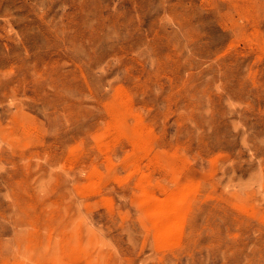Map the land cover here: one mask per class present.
Masks as SVG:
<instances>
[{"label":"rangeland","instance_id":"rangeland-1","mask_svg":"<svg viewBox=\"0 0 264 264\" xmlns=\"http://www.w3.org/2000/svg\"><path fill=\"white\" fill-rule=\"evenodd\" d=\"M0 264H264V0H0Z\"/></svg>","mask_w":264,"mask_h":264}]
</instances>
